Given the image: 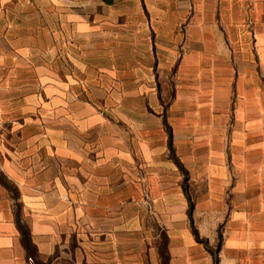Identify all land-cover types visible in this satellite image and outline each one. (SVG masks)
Here are the masks:
<instances>
[{
	"label": "crops",
	"instance_id": "1",
	"mask_svg": "<svg viewBox=\"0 0 264 264\" xmlns=\"http://www.w3.org/2000/svg\"><path fill=\"white\" fill-rule=\"evenodd\" d=\"M215 259L264 264V0H0V264Z\"/></svg>",
	"mask_w": 264,
	"mask_h": 264
},
{
	"label": "trees",
	"instance_id": "2",
	"mask_svg": "<svg viewBox=\"0 0 264 264\" xmlns=\"http://www.w3.org/2000/svg\"><path fill=\"white\" fill-rule=\"evenodd\" d=\"M194 233H195L196 237L198 238L197 232L194 231ZM22 240H23V244L25 245V247H26L28 250H30V245H29L28 235L26 234L25 231H23V239H22ZM28 252H30V251H28ZM215 264H216V259H215Z\"/></svg>",
	"mask_w": 264,
	"mask_h": 264
}]
</instances>
